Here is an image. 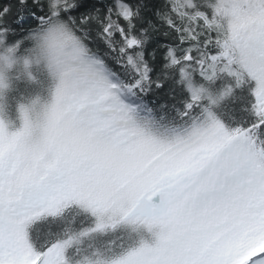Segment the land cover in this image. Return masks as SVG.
Instances as JSON below:
<instances>
[{
    "label": "snow or ice",
    "instance_id": "6c2138e0",
    "mask_svg": "<svg viewBox=\"0 0 264 264\" xmlns=\"http://www.w3.org/2000/svg\"><path fill=\"white\" fill-rule=\"evenodd\" d=\"M53 28L73 43L36 126L33 45ZM258 253L264 0H0V264Z\"/></svg>",
    "mask_w": 264,
    "mask_h": 264
},
{
    "label": "clouds",
    "instance_id": "9594fccd",
    "mask_svg": "<svg viewBox=\"0 0 264 264\" xmlns=\"http://www.w3.org/2000/svg\"><path fill=\"white\" fill-rule=\"evenodd\" d=\"M72 43L73 40L70 37L62 36L58 30L53 28L51 31H46L44 34L40 35L33 45L35 64L32 67V71L35 72L39 69L49 85L46 93L37 98V107L30 114L36 126H40L44 123L47 108L54 100L55 89L58 83L55 65L50 58L51 53L56 49L67 48ZM17 71L23 73L22 68Z\"/></svg>",
    "mask_w": 264,
    "mask_h": 264
},
{
    "label": "trees",
    "instance_id": "16d2710c",
    "mask_svg": "<svg viewBox=\"0 0 264 264\" xmlns=\"http://www.w3.org/2000/svg\"><path fill=\"white\" fill-rule=\"evenodd\" d=\"M13 115H14V113H13ZM259 256H264V253H258L257 256L253 257L252 259L255 260V259L259 258ZM250 264H251V262H250Z\"/></svg>",
    "mask_w": 264,
    "mask_h": 264
}]
</instances>
